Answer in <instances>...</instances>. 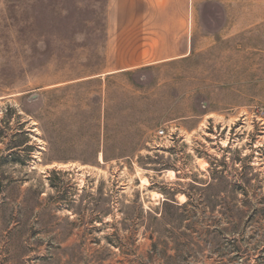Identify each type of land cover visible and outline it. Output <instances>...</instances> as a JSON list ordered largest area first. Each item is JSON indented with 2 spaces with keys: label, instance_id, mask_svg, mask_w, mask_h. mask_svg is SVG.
<instances>
[{
  "label": "rangeland",
  "instance_id": "obj_1",
  "mask_svg": "<svg viewBox=\"0 0 264 264\" xmlns=\"http://www.w3.org/2000/svg\"><path fill=\"white\" fill-rule=\"evenodd\" d=\"M147 3L0 0V264H264V0Z\"/></svg>",
  "mask_w": 264,
  "mask_h": 264
},
{
  "label": "crops",
  "instance_id": "obj_2",
  "mask_svg": "<svg viewBox=\"0 0 264 264\" xmlns=\"http://www.w3.org/2000/svg\"><path fill=\"white\" fill-rule=\"evenodd\" d=\"M129 1V7L132 9L131 10V14L129 15V23H134V25L136 26V24L138 23H145L147 22V17L146 19L144 18L145 15H138L139 12L136 10L139 7H146L147 6V2H149V4L152 7V11L153 12H157L158 14L160 13V10H158V8L161 6L160 1L161 0H128ZM144 13V12H143ZM142 14V13H141ZM147 16V15H146ZM154 19H157L156 17H153V21H155ZM159 21V19H157ZM160 21L162 22V20L160 19ZM164 21V20H163ZM167 21V19H166ZM166 28V27H165ZM160 29L162 30V27L160 26ZM174 31V29H172ZM157 36H152V38L156 39L158 41L157 46L160 45H165L166 44V39L168 37L165 36V40L163 37L159 36V38H156ZM159 53H167V51H158ZM173 54H185L187 53V48L185 46L179 45V49L175 50L172 52Z\"/></svg>",
  "mask_w": 264,
  "mask_h": 264
},
{
  "label": "trees",
  "instance_id": "obj_3",
  "mask_svg": "<svg viewBox=\"0 0 264 264\" xmlns=\"http://www.w3.org/2000/svg\"><path fill=\"white\" fill-rule=\"evenodd\" d=\"M212 185V183L210 182L207 186L210 187ZM192 200L191 196H188V200L185 202V206H187V204H189V202Z\"/></svg>",
  "mask_w": 264,
  "mask_h": 264
},
{
  "label": "built area",
  "instance_id": "obj_4",
  "mask_svg": "<svg viewBox=\"0 0 264 264\" xmlns=\"http://www.w3.org/2000/svg\"><path fill=\"white\" fill-rule=\"evenodd\" d=\"M160 133H161V134H164V130H161Z\"/></svg>",
  "mask_w": 264,
  "mask_h": 264
},
{
  "label": "bare ground",
  "instance_id": "obj_5",
  "mask_svg": "<svg viewBox=\"0 0 264 264\" xmlns=\"http://www.w3.org/2000/svg\"><path fill=\"white\" fill-rule=\"evenodd\" d=\"M101 157H102V154H101ZM173 173V171H171Z\"/></svg>",
  "mask_w": 264,
  "mask_h": 264
}]
</instances>
